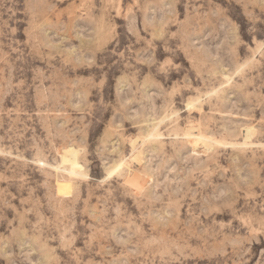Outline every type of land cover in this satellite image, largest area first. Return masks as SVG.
<instances>
[{
  "label": "rangeland",
  "instance_id": "obj_1",
  "mask_svg": "<svg viewBox=\"0 0 264 264\" xmlns=\"http://www.w3.org/2000/svg\"><path fill=\"white\" fill-rule=\"evenodd\" d=\"M0 264H264V0H0Z\"/></svg>",
  "mask_w": 264,
  "mask_h": 264
},
{
  "label": "bare ground",
  "instance_id": "obj_2",
  "mask_svg": "<svg viewBox=\"0 0 264 264\" xmlns=\"http://www.w3.org/2000/svg\"><path fill=\"white\" fill-rule=\"evenodd\" d=\"M248 134H249V130L247 129V130H246V134H245L246 138H247ZM188 135H192V134L189 133ZM202 144H204L206 147L209 146V143H208L207 141H205V140H201V139H200V140L197 142V146H200V145H202ZM207 148H208V147H207ZM132 161H133V162H134V161L139 162L137 157H134V158L132 159ZM134 163H135V162H134ZM137 164H140V163H137Z\"/></svg>",
  "mask_w": 264,
  "mask_h": 264
}]
</instances>
